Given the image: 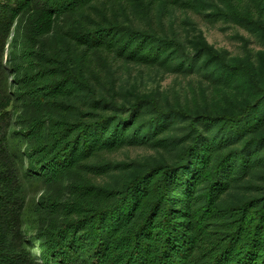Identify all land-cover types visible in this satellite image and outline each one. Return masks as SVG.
Instances as JSON below:
<instances>
[{
	"label": "trees",
	"instance_id": "1",
	"mask_svg": "<svg viewBox=\"0 0 264 264\" xmlns=\"http://www.w3.org/2000/svg\"><path fill=\"white\" fill-rule=\"evenodd\" d=\"M178 9L264 44V0H0V264H264V53Z\"/></svg>",
	"mask_w": 264,
	"mask_h": 264
},
{
	"label": "rangeland",
	"instance_id": "2",
	"mask_svg": "<svg viewBox=\"0 0 264 264\" xmlns=\"http://www.w3.org/2000/svg\"><path fill=\"white\" fill-rule=\"evenodd\" d=\"M176 28L183 36L190 40L198 35H202L209 44L217 49H227L232 54L243 55L246 50L254 52L255 56L264 53V44L251 34L248 30L232 23H225L224 20L214 19L204 14L196 13L192 10L178 9L175 12ZM131 79L142 89H165L175 85L177 89L180 86H186V82L175 79V76L169 74L156 73L145 68L131 67ZM180 82V83H179ZM154 154V151L145 148H127L110 156L115 161L130 160L142 156ZM30 197H35L39 188L28 185Z\"/></svg>",
	"mask_w": 264,
	"mask_h": 264
}]
</instances>
